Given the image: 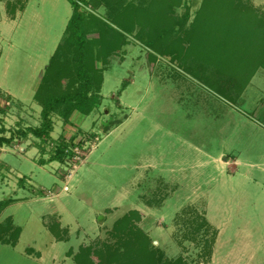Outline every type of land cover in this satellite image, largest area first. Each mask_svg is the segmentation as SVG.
I'll use <instances>...</instances> for the list:
<instances>
[{"label": "rangeland", "instance_id": "rangeland-1", "mask_svg": "<svg viewBox=\"0 0 264 264\" xmlns=\"http://www.w3.org/2000/svg\"><path fill=\"white\" fill-rule=\"evenodd\" d=\"M70 1L0 0V240L46 264L136 243L158 264H264V0H77L97 100L56 105L40 136L51 57L42 97L79 87Z\"/></svg>", "mask_w": 264, "mask_h": 264}, {"label": "trees", "instance_id": "trees-1", "mask_svg": "<svg viewBox=\"0 0 264 264\" xmlns=\"http://www.w3.org/2000/svg\"><path fill=\"white\" fill-rule=\"evenodd\" d=\"M71 5L73 7L72 13L68 20L67 29L70 34V38L68 41L70 42L71 46L75 47L76 50V61H77V68L75 72L71 75V87L74 85L76 81H79L78 89L74 88L75 91H64L60 92L54 96H46L45 98L42 97L43 94L46 93L47 86H50L51 80H54V77L51 74L55 70V65L57 66L58 63L51 57L49 64L45 69V78H42L41 84L39 85L38 90L35 92L34 97L37 101L40 102L42 106L41 110V119L42 124L41 127L38 128L35 132L38 135H47V132L50 128V121L49 115L53 108L57 105H65L66 106V116H68L73 109L79 110L81 112L86 111L84 107L88 105L91 107L96 102V96L93 98L88 97L87 92L91 90L93 87L94 75L91 69L89 68V64L84 60V49L88 44L86 39V27L84 24L83 13L80 9L77 0H71ZM49 81V83L47 82ZM93 95V94H92ZM9 141V138H1V141ZM65 146L60 145L56 150V157L62 160V156L64 154ZM10 203V199H4L0 201V210H2L6 205ZM18 232V231H17ZM125 234V232H123ZM19 235V234H18ZM17 236V235H16ZM17 238L15 237L11 241L8 240H0L2 242H11L15 243ZM139 246V247H137ZM109 250H107V254L109 259L107 260L110 264V261L114 260L116 264H158L161 260V255L156 253V251L149 250L147 247L141 248L139 243L134 244L133 251L130 252H114L115 254H110V246H106ZM128 257V262L123 263L122 260L124 257ZM131 260V261H130ZM179 260H165L161 262V264H179Z\"/></svg>", "mask_w": 264, "mask_h": 264}, {"label": "crops", "instance_id": "crops-1", "mask_svg": "<svg viewBox=\"0 0 264 264\" xmlns=\"http://www.w3.org/2000/svg\"><path fill=\"white\" fill-rule=\"evenodd\" d=\"M19 236L17 237V240L15 241V243H11V242H2L0 241V252H8V251H12V252H16L17 255L19 256L18 262L19 264H21V261H26V262H32L34 264H46L45 259H43L42 257H40V255L37 254V251L35 248H23L21 250H19L18 248H16V243L18 242ZM10 246V247H9ZM10 253V252H8Z\"/></svg>", "mask_w": 264, "mask_h": 264}]
</instances>
